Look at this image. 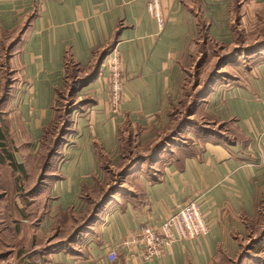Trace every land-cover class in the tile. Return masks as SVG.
Listing matches in <instances>:
<instances>
[{
  "label": "crops",
  "instance_id": "obj_1",
  "mask_svg": "<svg viewBox=\"0 0 264 264\" xmlns=\"http://www.w3.org/2000/svg\"><path fill=\"white\" fill-rule=\"evenodd\" d=\"M147 3L0 0V142L23 170L2 148L0 160L24 178L0 194V264H264V49L248 52L264 41V0H160L162 25ZM237 49L219 77L205 76L192 113L201 109L212 127L187 125L181 142L154 154L175 128L193 66L201 77ZM112 50L125 77L116 113L103 70ZM76 80L85 101L51 157L44 132L57 94ZM132 160L122 190L87 222L109 184L106 169ZM191 199L208 230L145 259L141 224H159ZM256 236L263 248L242 254Z\"/></svg>",
  "mask_w": 264,
  "mask_h": 264
},
{
  "label": "rangeland",
  "instance_id": "obj_2",
  "mask_svg": "<svg viewBox=\"0 0 264 264\" xmlns=\"http://www.w3.org/2000/svg\"><path fill=\"white\" fill-rule=\"evenodd\" d=\"M213 49L214 50L211 49L213 52H219V49L217 47L213 46ZM261 49H264V47ZM238 54H241V53H238ZM238 54H235L233 56H237ZM220 57L222 56L220 55ZM219 63L221 62L219 61ZM199 71L200 69L193 66L191 75L190 76L187 75L186 77L180 100L175 104V107L173 109L174 119H173V122H171V125L173 127H175V125L178 122L179 123L185 122L187 123V125H190V126L196 125V124H202L206 127H212L207 122H205V119H206L204 117L205 114L201 109L197 111L196 115L189 114V113H192L191 111L194 109V107L196 106L195 108H197V106L200 103V98H198V92L201 90L204 84V81H205L204 79L206 78L205 76H211V78L212 77L216 78V77H219L220 74L217 73L218 72L217 69H211L208 67L203 70L204 75L199 77L198 75L196 76V73ZM73 73L75 74L77 72H73ZM69 84L70 82L66 81L65 86L60 90L59 94H57L56 96V100H55L56 109H55L54 118H53L51 125L47 128V131H46V134L43 140L44 145H45V148L43 150L44 154L48 153V151L52 153L53 149L57 150L62 145V143L65 142L66 134L70 132L72 128L73 120L77 118L81 113V110H82L81 105H83L82 102L85 101L84 97L79 98L78 95H75V92H76L75 88L69 87L68 89ZM169 144L170 142H168V145ZM120 172H121V169H113V168L106 169L104 181H107L109 183L107 192H110V190H112L113 187L119 188L115 193L122 190L121 187L123 186V181L121 179ZM23 180L24 178H22L21 175H16V173L12 171V169L10 168L8 164L7 165L2 164L0 167V194H1V191L3 192V188L6 185L10 184L11 186H17V184H23L24 182ZM33 180L34 179L32 178L31 181ZM8 196H11V193L8 194ZM2 198H3V195L0 197V200H2ZM260 211L262 212V215L264 216V207H262ZM262 225L264 226V222L261 221V226ZM257 237L258 236H256V238L250 240L249 242L245 243L242 254L251 255L254 252L259 251L261 248H263L261 243L258 242ZM212 264H236V263L225 257H220L219 259H217V261L213 262Z\"/></svg>",
  "mask_w": 264,
  "mask_h": 264
},
{
  "label": "built area",
  "instance_id": "obj_3",
  "mask_svg": "<svg viewBox=\"0 0 264 264\" xmlns=\"http://www.w3.org/2000/svg\"><path fill=\"white\" fill-rule=\"evenodd\" d=\"M148 11L156 18L159 25L163 19L160 11V0H148ZM107 59V61H106ZM106 87L109 92V104L113 113L118 111L125 77L121 70L117 52L113 50L105 57ZM264 113V100L262 102ZM208 230V223L201 212L197 199H191L178 206L172 213L163 218L159 224H141L138 236L143 242L142 256L151 259L160 255L164 248L173 241L182 238H194ZM128 243V242H124ZM116 249L109 248L107 258L112 261L116 257Z\"/></svg>",
  "mask_w": 264,
  "mask_h": 264
},
{
  "label": "trees",
  "instance_id": "obj_4",
  "mask_svg": "<svg viewBox=\"0 0 264 264\" xmlns=\"http://www.w3.org/2000/svg\"><path fill=\"white\" fill-rule=\"evenodd\" d=\"M262 47H264V41L259 42V44H258L257 46H253L252 48H249V49H248V52L250 53V52L255 51V50H257V49H261ZM105 51H108V50L106 49ZM241 51H243V50H239V49H237V50L232 51L231 53H229V54L226 55L225 57H220V58H218L219 60H217V62H216V64L214 65V68H213V69H217V68L220 66L221 63H219V61L221 62V61L227 59L228 57H231V56H233V55H235V54L241 53ZM246 51H247V50H246ZM220 59H221V60H220ZM210 77H211V76H209V78H210ZM213 79H215V77H212V78H211V80H213ZM208 80H209V79H207L206 81H204V84H203L201 90L198 92V98H200L202 92L208 87V85H209V81H210V80H209V81H208ZM79 82H81V80H78V81H76V82L74 81L73 84H72V88H75V87H76L75 85H78ZM73 86H74V87H73ZM195 107H196V106H195ZM195 107H194V109L191 111L192 113L194 112ZM192 113H189V114H192ZM189 114H187V115H189ZM196 125H200V128H201V129H208V128H205L202 124H196ZM185 126H187V123H185V122L179 123V122H178V123L175 125V128L173 129V131L171 132V134H167L164 138H162V140H161L159 143H157L155 146L152 147V150H154L153 153L155 154L156 152L161 151L162 149H165V148L167 149V151L170 150V145H171V144L168 145V142L171 143V140H169V139H171V138H172V140H174L175 142H181V140L179 139V135H180V132H181L182 128L185 127ZM46 131H47V129L45 130V132H44V136H43V137H45ZM1 135H3V134H1ZM169 137H170V138H169ZM185 142H186V140H185ZM166 144H167L168 146H167ZM0 148H2V149H1V152L3 153V157L5 158V160L8 161V163H10V165L12 166V168H13V169L16 168V169H18L19 171H22V170H23V168H22V164H20V163L17 164L15 161L12 160V155H11V153H9L8 149H6V144H5V143L2 144V143L0 142ZM55 150H56V149H53V150H52V153H50V152L48 151L47 155H49V156H54V155H56V154H57V150H56V151H55ZM152 150H151V151H152ZM134 162H135L134 160L129 161V162H127V163L121 168L120 175H121V179H122V181H123V179H124L125 174L128 172L129 168L132 166V164H133ZM0 163H1V164L4 163L3 160H0ZM45 165H46V164H45ZM108 185H109V184H108ZM107 188H108V186H107ZM107 188H106L105 192L102 194V196L100 197L99 201L94 203L93 214L90 215V217L88 218L87 222H89V221H93V220L96 218V217H95V213L98 211L100 205H101L102 203L106 202V201L112 196V194L115 193V192L119 189V188H117V187H115V188L113 187V189L110 190V192H107Z\"/></svg>",
  "mask_w": 264,
  "mask_h": 264
}]
</instances>
